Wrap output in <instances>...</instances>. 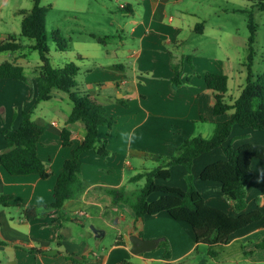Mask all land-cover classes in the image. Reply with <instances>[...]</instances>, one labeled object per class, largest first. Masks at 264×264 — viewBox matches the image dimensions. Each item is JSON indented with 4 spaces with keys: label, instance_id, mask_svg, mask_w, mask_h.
I'll return each mask as SVG.
<instances>
[{
    "label": "crops",
    "instance_id": "obj_1",
    "mask_svg": "<svg viewBox=\"0 0 264 264\" xmlns=\"http://www.w3.org/2000/svg\"><path fill=\"white\" fill-rule=\"evenodd\" d=\"M10 1L0 0L1 14ZM188 2L134 0V5H125L123 10L129 17L122 28L121 46L112 55L107 53L108 62L95 63L93 68L85 70L83 81H77L82 95L95 99L106 109L108 116L117 119L111 129L99 128L98 146L105 145L108 154L102 156L95 150L83 153L81 179L87 188L82 196L67 201L61 214L51 212L29 221L24 217V209L53 203L55 186L64 163L86 136L83 125L67 124L73 108L70 99L68 111L37 114L41 104L61 103L69 98L64 92L53 91L51 100L38 104L33 110L32 120L45 129L37 152L50 175L47 178L12 176L0 166V195L12 196L9 206L0 209V264H79L67 259V254L83 255L86 261L80 264H120L123 261L131 264H197L195 259L202 244L197 243L189 224L176 221L167 213L147 216L142 225L143 235L133 234L144 240L159 239L158 246L150 252L132 254L128 232L133 227V213L127 205H115L108 194V190L119 188L132 192L129 184L134 176L166 162L176 155L184 141L193 139L194 135L195 138L202 137L198 122H212L217 126L231 118V112L214 114L213 92L207 87L204 75H225L229 87L233 60L228 56L227 43L233 45L243 39L228 33L222 25L225 15H217V24L212 26L208 18L193 12ZM3 20L0 15V23ZM9 33V29L0 26V44L14 37ZM89 35L98 43L107 45L108 37ZM34 44L28 48L32 50ZM83 44L78 42L81 60L90 57L84 54ZM21 46L16 52L0 53V64L8 61L19 65L25 76L34 81L41 60L27 72L28 56ZM212 49L225 55L224 58L213 59L206 55ZM174 66H181L182 70V85L176 90L172 87ZM78 67L79 76L82 69ZM227 95L232 101L237 100L229 94V88ZM35 101L34 83L0 81V155L7 150L3 132L18 129L23 113L30 111ZM65 128L71 132L70 146H63L61 141ZM125 132L135 133L131 144L121 138V133ZM228 144L234 148L248 144L264 146V131L235 126L225 145ZM225 159L222 148L196 158L192 168L194 183L207 205L238 217L241 213L224 197L221 184L201 180V173L207 166ZM134 163L141 170L138 171ZM147 164H151V168H147ZM251 167L253 177L246 187L247 206L242 213L259 211L262 217L234 233L227 245L217 249L218 257L206 259L207 263L264 264V248L259 246L264 240V162L252 159ZM132 170L136 171L134 175ZM175 172L180 177L178 185L173 184ZM185 177V168L173 166L171 178L159 184L185 190ZM159 197L153 195L150 201ZM92 228L101 234L96 235ZM109 230L113 234L116 232L117 236L105 243ZM164 243L170 247V259L165 258ZM48 250H57V254L47 255ZM206 255L208 257V249Z\"/></svg>",
    "mask_w": 264,
    "mask_h": 264
},
{
    "label": "trees",
    "instance_id": "obj_2",
    "mask_svg": "<svg viewBox=\"0 0 264 264\" xmlns=\"http://www.w3.org/2000/svg\"><path fill=\"white\" fill-rule=\"evenodd\" d=\"M33 1L34 6L30 11H20L23 16L21 36L35 43L32 50L38 52L40 56L39 74L34 81H30L21 66L6 61L0 64V81L18 80L34 83L36 101L30 111L23 113L18 129L13 132H3L7 150L0 155V166L12 176L49 177L48 167L41 161L37 152L38 143L45 129L32 120V112L38 104L51 100L53 91L68 94L73 108L67 124L83 125L86 136L82 144L73 150L71 158L64 163L55 186L53 203L24 209V217L29 221L51 212L61 214L67 201L77 200L82 196L87 186L81 179V155L95 150L97 154L106 156L108 152L105 145L98 146L99 128L111 129L117 121L115 117L108 116L106 109L95 99L87 94L77 93L79 90L76 79L79 67L76 63L71 62L61 68L51 64L46 30L47 9L41 6V0ZM253 1L256 2L254 7L264 11V0ZM248 29L250 32L246 65L248 76L240 97L235 101L228 97L227 76L216 73L204 75L207 87L213 92L214 114L223 115L231 112L230 120L218 124L211 139L196 137L186 140L176 155L166 162L151 171L134 176L131 179L132 183L145 180L142 188L132 192H127L125 188L108 190L115 205H127L133 213V227L128 232L130 235L138 234L140 237L143 235L142 225L147 216L167 213L174 220L189 224L195 233L197 243L207 246L208 258L215 259L219 255L217 249L227 245L234 233L261 219L262 214L259 211L242 212L247 206L246 187L253 177L251 161L258 159L264 162V146L248 144L234 148L232 144L225 145L231 139L235 126L264 131V73L258 77H255L253 73L257 33L252 16L249 18ZM51 39L60 52L65 53L69 50V44L58 30L52 33ZM21 48L17 39L9 37L0 44V53L16 52ZM173 69L172 87L176 90L182 85V70L181 66H174ZM70 138L71 132L66 128L63 129L61 134L63 146L71 145ZM217 148L223 149L226 159L207 166L201 173V180L221 184L224 197L232 201L236 211L241 213L238 217H231L225 211L207 205L194 183L192 168L195 159ZM173 166L185 168L187 182L185 190L159 184L160 181L171 178ZM153 195H160V197L150 201ZM11 201L12 196L0 195V209L8 207ZM0 244H2L1 241ZM166 246V243L162 245L164 248ZM259 246L264 248V240ZM36 253L42 252L36 251ZM164 255L166 259L171 257L168 249ZM66 258L79 264L86 261L83 255L67 254ZM206 263L207 261L203 260L200 264ZM120 264L131 263L123 261Z\"/></svg>",
    "mask_w": 264,
    "mask_h": 264
},
{
    "label": "rangeland",
    "instance_id": "obj_3",
    "mask_svg": "<svg viewBox=\"0 0 264 264\" xmlns=\"http://www.w3.org/2000/svg\"><path fill=\"white\" fill-rule=\"evenodd\" d=\"M188 1L189 8L198 16L208 18L212 26L217 24V15H225L226 19L222 21V25H224L228 33L242 37V41L238 39L237 42H233V45L227 43L228 56L233 60L232 71L229 74V94L238 99L248 76L246 68L248 64V39L250 36L248 23L251 16L257 33L253 73L255 77L264 73V11L254 7L256 2L253 0ZM133 3L134 0H41V6L47 9L46 30L51 64L61 68L68 63H76L82 69V74L77 77V81H83L86 69L93 68L95 63L108 62L107 53L112 55L121 46L120 41L124 35L122 28L129 17L123 8L126 4L134 5ZM33 6V0H11L8 5L3 7L2 14L0 13L4 18L0 26L9 29V34L17 38V42L24 46L23 52L28 56V63L25 64L27 72L32 71V68L38 63L40 64V56L38 52L28 48L29 45L34 44V41L23 38L20 35L23 17L20 11H30ZM14 14L17 16L14 17ZM15 18H18V21ZM57 30L69 44V50L65 53L60 52L51 39L52 33ZM89 34L108 37L107 45L93 40ZM78 42L84 43L82 48L85 49L84 54L90 56L89 58L83 60L79 58ZM206 55L211 56L213 59L224 58L225 56L215 49L207 51ZM81 92L77 93L82 95ZM65 95L67 96L68 94L66 93ZM69 107H71V104L67 97L61 103L54 101L41 104L37 114L41 116L53 115L52 113L55 111H68ZM134 166L137 168L139 165L134 163ZM146 167L151 168V164H147ZM137 170L139 171L141 168H137ZM135 172L132 170L131 174L134 175ZM179 181L180 177L175 172L173 184L178 185ZM144 184L145 181L129 184V190H137L142 188ZM116 236V232L113 234L109 230L105 243H109ZM166 249L170 251L168 245L164 248L165 251ZM207 249L205 245L200 246V253L196 255L195 259L197 264H200L203 259L209 260L206 255ZM207 264H212V262Z\"/></svg>",
    "mask_w": 264,
    "mask_h": 264
},
{
    "label": "water",
    "instance_id": "obj_4",
    "mask_svg": "<svg viewBox=\"0 0 264 264\" xmlns=\"http://www.w3.org/2000/svg\"><path fill=\"white\" fill-rule=\"evenodd\" d=\"M93 229V228H92ZM94 233L97 235L101 234L99 231L93 229ZM130 240L132 242V249L131 252L134 255H139L145 252H150L154 250L158 244H159V239L155 240H144L137 235H131ZM47 255H55L57 254V250H48L45 252Z\"/></svg>",
    "mask_w": 264,
    "mask_h": 264
},
{
    "label": "clouds",
    "instance_id": "obj_5",
    "mask_svg": "<svg viewBox=\"0 0 264 264\" xmlns=\"http://www.w3.org/2000/svg\"><path fill=\"white\" fill-rule=\"evenodd\" d=\"M216 125L212 122H205L200 124L198 122V131L202 133V138L205 140H209L215 134ZM121 138L128 144H131L135 139V133H121ZM195 138V135L194 137ZM42 199V198H41Z\"/></svg>",
    "mask_w": 264,
    "mask_h": 264
}]
</instances>
